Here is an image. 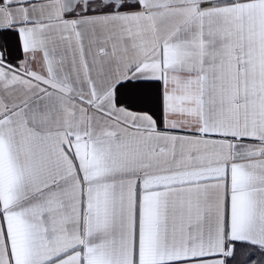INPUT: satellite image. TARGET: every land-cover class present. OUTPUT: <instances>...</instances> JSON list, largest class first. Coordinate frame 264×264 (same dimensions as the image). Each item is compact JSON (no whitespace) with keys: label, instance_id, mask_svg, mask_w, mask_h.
Wrapping results in <instances>:
<instances>
[{"label":"snow or ice","instance_id":"obj_1","mask_svg":"<svg viewBox=\"0 0 264 264\" xmlns=\"http://www.w3.org/2000/svg\"><path fill=\"white\" fill-rule=\"evenodd\" d=\"M0 264H264V0H0Z\"/></svg>","mask_w":264,"mask_h":264}]
</instances>
